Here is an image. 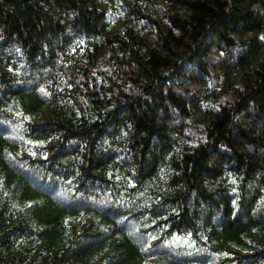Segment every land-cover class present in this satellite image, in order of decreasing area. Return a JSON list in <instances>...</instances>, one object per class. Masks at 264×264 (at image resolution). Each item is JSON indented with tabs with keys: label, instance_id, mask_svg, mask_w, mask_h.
Wrapping results in <instances>:
<instances>
[{
	"label": "trees",
	"instance_id": "trees-1",
	"mask_svg": "<svg viewBox=\"0 0 264 264\" xmlns=\"http://www.w3.org/2000/svg\"><path fill=\"white\" fill-rule=\"evenodd\" d=\"M0 264H264V0H0Z\"/></svg>",
	"mask_w": 264,
	"mask_h": 264
}]
</instances>
